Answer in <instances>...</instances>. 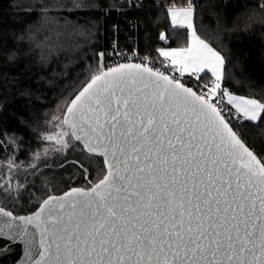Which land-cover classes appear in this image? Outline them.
Returning a JSON list of instances; mask_svg holds the SVG:
<instances>
[{
    "label": "snow or ice",
    "instance_id": "1",
    "mask_svg": "<svg viewBox=\"0 0 264 264\" xmlns=\"http://www.w3.org/2000/svg\"><path fill=\"white\" fill-rule=\"evenodd\" d=\"M195 14L192 0L169 7L187 39L157 48L159 67L106 66L99 53L67 101V130L47 139L67 148L70 136L103 167L90 187L50 194L27 217L0 207L23 223L17 234L38 231L34 264H264V161L232 124L259 128L264 102L222 87L224 57L198 35Z\"/></svg>",
    "mask_w": 264,
    "mask_h": 264
},
{
    "label": "trees",
    "instance_id": "2",
    "mask_svg": "<svg viewBox=\"0 0 264 264\" xmlns=\"http://www.w3.org/2000/svg\"><path fill=\"white\" fill-rule=\"evenodd\" d=\"M195 3L198 35L224 57L222 87L264 102V0ZM185 4L186 0H0L2 208L27 215L48 195L86 189L97 180L102 158L88 159L70 136L67 148L47 137L67 130L60 127L67 101L94 74L99 53L116 64L112 53L133 45L158 60L162 58L157 48L185 46V30H173L168 16L169 6ZM161 32L169 37L167 42L159 40ZM232 124L264 161V124Z\"/></svg>",
    "mask_w": 264,
    "mask_h": 264
},
{
    "label": "water",
    "instance_id": "3",
    "mask_svg": "<svg viewBox=\"0 0 264 264\" xmlns=\"http://www.w3.org/2000/svg\"><path fill=\"white\" fill-rule=\"evenodd\" d=\"M127 63H135V62H127ZM257 157L259 158L258 155ZM36 211L27 215H20V216H17L13 213V216L27 217L29 215H32ZM6 220L10 221V218L0 216V264H34V261L36 259H39V257L35 255V252L40 250L38 244L39 241L38 231L34 228V226L29 225L27 226V233L25 235H19L14 229L16 225H20L21 228H23L24 227L23 223L19 220L10 221V223L12 224V227L10 228L4 223V221ZM33 233H35L34 238L32 236Z\"/></svg>",
    "mask_w": 264,
    "mask_h": 264
},
{
    "label": "built area",
    "instance_id": "4",
    "mask_svg": "<svg viewBox=\"0 0 264 264\" xmlns=\"http://www.w3.org/2000/svg\"><path fill=\"white\" fill-rule=\"evenodd\" d=\"M192 2L194 4L195 10H196L195 0H192ZM169 7H168V9H169ZM120 53H123V55H116V54L112 53V59L114 60V62H117L119 64H121V63H127V62H135V63H141V62H143V63L152 64L154 62L157 67L160 66V60H158L155 57H151V56H149L147 54H143V53L139 52L137 45H133V47H132L131 50H125V51L120 52ZM145 57H148V60H145L144 59ZM103 63L106 66H115L117 64V63L116 64L115 63L112 64V61L110 62L106 58L105 54H104ZM188 82H189V84L192 83V81H188ZM206 82H209V81H206Z\"/></svg>",
    "mask_w": 264,
    "mask_h": 264
},
{
    "label": "rangeland",
    "instance_id": "5",
    "mask_svg": "<svg viewBox=\"0 0 264 264\" xmlns=\"http://www.w3.org/2000/svg\"><path fill=\"white\" fill-rule=\"evenodd\" d=\"M220 54H221V53H220ZM208 77L211 78V79H213V78L211 77V73L208 74Z\"/></svg>",
    "mask_w": 264,
    "mask_h": 264
}]
</instances>
